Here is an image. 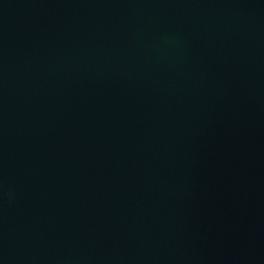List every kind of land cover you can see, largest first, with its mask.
I'll return each instance as SVG.
<instances>
[{"label": "water", "instance_id": "1", "mask_svg": "<svg viewBox=\"0 0 264 264\" xmlns=\"http://www.w3.org/2000/svg\"><path fill=\"white\" fill-rule=\"evenodd\" d=\"M0 264H264V0H0Z\"/></svg>", "mask_w": 264, "mask_h": 264}]
</instances>
